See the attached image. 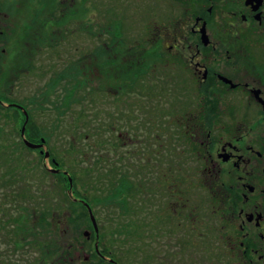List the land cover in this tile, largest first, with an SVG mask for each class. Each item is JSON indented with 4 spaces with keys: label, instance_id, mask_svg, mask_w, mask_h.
I'll return each mask as SVG.
<instances>
[{
    "label": "rangeland",
    "instance_id": "rangeland-1",
    "mask_svg": "<svg viewBox=\"0 0 264 264\" xmlns=\"http://www.w3.org/2000/svg\"><path fill=\"white\" fill-rule=\"evenodd\" d=\"M173 7L169 0H94L90 33L71 37L68 24L62 36L36 29L1 46L0 97L27 108L33 143H46L49 157L24 149L14 111H0V149L22 148L24 181L31 182L13 184L0 174V264H105L95 257L86 208L53 176L55 168L90 204L99 247L117 263L239 264L230 245L234 224L222 218L230 207L208 191L190 133L184 140L179 129L162 128L191 118L199 101L144 74L151 52L143 48L154 43L155 29L169 27ZM113 31L147 53L121 66L122 56L102 49L114 45ZM132 56L141 61L138 74L127 63ZM123 72L125 81L140 79L142 90L117 96ZM29 215L34 221L21 220Z\"/></svg>",
    "mask_w": 264,
    "mask_h": 264
},
{
    "label": "flooded vegetation",
    "instance_id": "flooded-vegetation-1",
    "mask_svg": "<svg viewBox=\"0 0 264 264\" xmlns=\"http://www.w3.org/2000/svg\"><path fill=\"white\" fill-rule=\"evenodd\" d=\"M169 1L175 6L169 27L155 29L154 43L145 48L118 47L121 66L126 57L140 58L143 49L150 50L146 75L155 83L161 76V84L179 85L191 101H199L200 109L191 112L187 122L162 128L179 129L184 140L190 133V145L199 146L193 149L198 150L194 160L209 180L208 191L230 207L222 218L234 224L230 245L239 264H264V0ZM93 4L94 0H0V49L6 52L4 43L14 36H31L36 29L42 36L56 37L69 24L74 25L69 28L71 37L90 33ZM134 56L127 63L138 74L141 61ZM124 74L117 96L142 90L140 79L125 81ZM151 156V161L159 158L157 152ZM29 218L33 215L25 219ZM100 253V261L114 264V258Z\"/></svg>",
    "mask_w": 264,
    "mask_h": 264
},
{
    "label": "trees",
    "instance_id": "trees-1",
    "mask_svg": "<svg viewBox=\"0 0 264 264\" xmlns=\"http://www.w3.org/2000/svg\"><path fill=\"white\" fill-rule=\"evenodd\" d=\"M118 35H115L114 33H113V37H112V39H113V43L112 44H114V45H110L111 47V49H109V50H106V49H104V48H102L103 49V51H107V53L108 52H110V53H117L118 55H119V50H118V46L119 45H121V47L122 46H127V45H124V41L123 40H121L120 39V37L118 36ZM118 41H117V40ZM116 43V44H115ZM144 45V44H143ZM142 45V46H143ZM120 47V46H119ZM144 53H147V52H142V54H144ZM104 57V56H103ZM103 57L101 58V60L103 59ZM107 59H110V64H111V66H115L116 64V61L115 60H113V59H111V58H107ZM144 64L145 65H143L144 66V74L146 75V73H147V71H148V69H149V63L148 64H146L145 62H144ZM113 80V79H112ZM119 87V86H118ZM116 89H118V88H116ZM4 100H6L7 102H11V100H7L6 98L4 99ZM5 111L6 113H9L10 111H11V108H5V109H3V108H1L0 107V111ZM14 116H15V118H16V121H19V123L22 125L23 124V119H22V121L18 118V112L17 111H14ZM33 128V124H32V121H30V123L28 124V129H29V131H28V137L30 138V140L32 141V142H34L35 141V139H36V135L34 134V136H33V134H32V132H31V129ZM33 132L34 133H36L35 132V129L33 128ZM191 141V140H190ZM36 142V141H35ZM11 144L9 143V144H4V150L3 149H0V151H1V153H2V156L3 157H1V159H0V174H1V176L4 178V177H9L10 176V181H12L13 179H16V181L13 183V184H17V185H21V186H23L22 185V181H24V180H26L25 178H24V176H25V173H24V167H28V165L24 162V160H22V154H23V152H22V148H18L17 147V149H13L11 146H10ZM23 146V148L25 147L24 146V144L22 145ZM191 147L193 148V149H198V147L196 146V144H191ZM25 149V148H24ZM3 150V151H2ZM1 160H3L4 162L2 163L1 162ZM24 169V170H23ZM18 172V173H17ZM16 173H17V177L18 178H20L19 180H18V178H16ZM61 174V173H60ZM60 174H53V176H55V178L56 177H58V179H60V183H65L66 181H67V188H69V184H68V180H67V178H65L64 177V175H61V176H59ZM21 178H23V179H21ZM21 180V181H20ZM28 180V179H27ZM73 180H75V178L73 177ZM17 182V183H16ZM24 183V185L26 184V187L28 186V185H30L31 186V182L30 181H24L23 182ZM76 192V194L80 197V198H82L81 197V195H80V193L79 192H77V191H75ZM69 198V197H68ZM78 205H80V206H82V207H84L81 203H77ZM85 208V207H84ZM87 211V210H86ZM105 253V252H104ZM95 257H97L96 256V254H95Z\"/></svg>",
    "mask_w": 264,
    "mask_h": 264
},
{
    "label": "water",
    "instance_id": "water-1",
    "mask_svg": "<svg viewBox=\"0 0 264 264\" xmlns=\"http://www.w3.org/2000/svg\"><path fill=\"white\" fill-rule=\"evenodd\" d=\"M13 106L18 107V108L23 110V108L21 106H18V105H13ZM24 114L26 116V122H25L24 127L22 128V135H24V133H25L26 124H27V122L29 120L28 119V114H27V112L25 110H24ZM43 142H45V141L43 140ZM25 144H26L27 147L32 148V149H38V148H41L43 146V145H34V144L28 142L27 140H25ZM45 156H46V158L49 157V153L46 152ZM69 182H70V185H71V188H72V179L71 178L69 179ZM88 210H89V213H90V218H91L92 224L94 226V229L98 233V227H97L96 219H95V217H94V215L92 213V210L89 208V206H88ZM87 235L89 236V234H87Z\"/></svg>",
    "mask_w": 264,
    "mask_h": 264
}]
</instances>
